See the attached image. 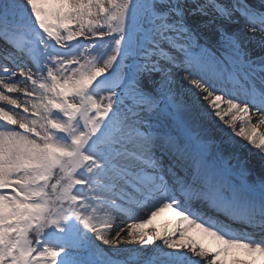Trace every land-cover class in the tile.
Returning <instances> with one entry per match:
<instances>
[{
    "label": "snow or ice",
    "instance_id": "obj_1",
    "mask_svg": "<svg viewBox=\"0 0 264 264\" xmlns=\"http://www.w3.org/2000/svg\"><path fill=\"white\" fill-rule=\"evenodd\" d=\"M0 264H264V0H0Z\"/></svg>",
    "mask_w": 264,
    "mask_h": 264
},
{
    "label": "bare ground",
    "instance_id": "obj_2",
    "mask_svg": "<svg viewBox=\"0 0 264 264\" xmlns=\"http://www.w3.org/2000/svg\"><path fill=\"white\" fill-rule=\"evenodd\" d=\"M19 95V94H17ZM260 161L257 157L252 156L250 158V164L249 167H251L253 169V171L255 172H259L260 171ZM174 220V215L170 212H166V213H162L159 217L154 219V225L157 228H161L165 225H168L170 222H172ZM107 250V246H104ZM129 247H138V246H129Z\"/></svg>",
    "mask_w": 264,
    "mask_h": 264
}]
</instances>
